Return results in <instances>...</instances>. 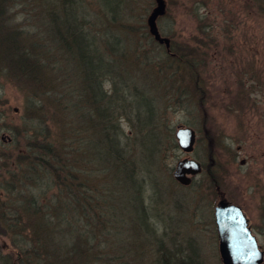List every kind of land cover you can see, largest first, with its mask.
Instances as JSON below:
<instances>
[{"label": "rangeland", "instance_id": "1", "mask_svg": "<svg viewBox=\"0 0 264 264\" xmlns=\"http://www.w3.org/2000/svg\"><path fill=\"white\" fill-rule=\"evenodd\" d=\"M165 1L158 28L201 61L200 90L150 34L155 0H0V39L40 68L23 70L0 43V199L31 196L28 155L60 168L40 173L34 214L7 210L0 264H224L220 194L264 250V0ZM78 32L104 69L81 64ZM183 126L196 133L191 151L175 137ZM192 157L202 170L184 184L174 171ZM39 216L59 224L37 242ZM59 217L74 218L73 241Z\"/></svg>", "mask_w": 264, "mask_h": 264}, {"label": "trees", "instance_id": "2", "mask_svg": "<svg viewBox=\"0 0 264 264\" xmlns=\"http://www.w3.org/2000/svg\"><path fill=\"white\" fill-rule=\"evenodd\" d=\"M260 12H264V8L263 7H258V10ZM154 38V37H153ZM66 41V40H65ZM89 38L85 37L84 33L83 34H75V42L77 44L76 47L73 48V50L80 55V60L82 61L81 64L84 65V63L86 62L88 68H89V72L90 73H94L96 72L98 69L102 70L104 69V60H102V58L98 55L97 52L90 54L89 50H91L90 48V42H89ZM156 42H158L157 40H155ZM0 43H4V47H6V51L9 53H12L14 56H17L18 59V63L19 66L24 68L23 70H30L33 73H37L38 71H40L39 68V62L35 61L34 59H30L28 58L27 55L23 54V55H18L16 53H18L16 51L17 47V42L15 40V38H5V37H1L0 39ZM7 44V45H6ZM158 44L161 47H165L164 45L160 44L158 42ZM8 45H10V47L8 48ZM185 48H179V49H175L172 46H170V49H167L165 47V51L167 53V56L165 57L164 61H171L172 60V64L175 63L177 64L179 67L178 69L181 72L182 75L187 74L188 79L190 78L191 82L194 84V86H196L199 90L200 88H202V86H200V80L198 78L199 75V67H200V60L197 59L193 54H190L191 52L185 51ZM99 57V58H97ZM99 59V61L97 59ZM171 64V63H169ZM91 66V67H90ZM185 77V76H184ZM197 84V85H196ZM151 119L149 118L147 123L150 121ZM156 135V134H155ZM153 133L148 134V138L149 136L154 137L155 136ZM34 150V149H33ZM29 158V163L26 164V173L22 174L21 178H25L27 177L28 180V188L29 190H31L30 192L32 193L31 196H25L24 198L22 197V199L19 200L18 204L14 203L15 201H2L0 199V222H2L4 225H8L9 222V218L7 217V210H11V212L15 213L19 208L18 206H22L26 209V211H28V214H34L35 211L33 210V208H39L40 206V200H39V195H36L34 190L35 188H39L42 185H39L42 183V181H39L38 177L40 175L41 172H49L51 174L53 173H58L60 168H58V166L54 165V163L52 162H48L46 159L42 158L39 154H30L28 155ZM27 159V158H26ZM72 159L68 156V154H63L62 157L60 158V162L62 161L63 166L66 167V163L68 164V161H71ZM63 168V167H62ZM62 170V169H61ZM28 197V198H27ZM72 200L70 199H67ZM9 201V200H8ZM68 201H64L63 202V207H64V211H62V214L66 213L68 215H71L74 213V211H69L72 210L73 205H70ZM69 205V206H68ZM67 207H69L67 209ZM57 210V209H56ZM55 213V212H53ZM53 213H49L53 214ZM52 216V215H51ZM18 218H23L22 214L17 216ZM63 218L66 217H59V219L62 221V223H68L67 227H73V222H74V218H67V220H63ZM38 220L36 223H34L37 228H36V233L35 235L39 238L34 237V240H36L37 242L40 241V238L45 241L46 239H49V237L51 236V234L46 233V238L43 237V231H48L47 228L50 225V222H53V224L58 225V219L56 218L53 221V217L47 218V216L42 217L39 216L37 217ZM49 224V225H48ZM11 227V226H10ZM42 228V229H41ZM45 228V229H44ZM6 229H9V227H7ZM10 230V229H9ZM11 231V230H10ZM34 232V228L33 231ZM16 233L12 232V236H14ZM9 236L11 237V234L9 233ZM49 236V237H48ZM54 236V235H53ZM50 242V241H49ZM27 243L24 244V246ZM24 247L21 246L19 247V250H22ZM25 252V249H24ZM183 264H190L189 262H183Z\"/></svg>", "mask_w": 264, "mask_h": 264}, {"label": "water", "instance_id": "3", "mask_svg": "<svg viewBox=\"0 0 264 264\" xmlns=\"http://www.w3.org/2000/svg\"><path fill=\"white\" fill-rule=\"evenodd\" d=\"M155 2L156 5L147 19L149 32L155 40L164 43L166 48L170 49L169 37L163 36L157 25V18L166 10V1L155 0ZM175 137L182 149L193 150L196 133L192 127H179ZM201 170L202 165L198 159L184 158L178 161L174 176L178 181L187 184L192 179L188 173L196 174ZM214 216L220 238L221 259L224 264H261L263 262L264 250L260 248L249 223L250 219L239 204L222 197L215 205Z\"/></svg>", "mask_w": 264, "mask_h": 264}, {"label": "bare ground", "instance_id": "4", "mask_svg": "<svg viewBox=\"0 0 264 264\" xmlns=\"http://www.w3.org/2000/svg\"><path fill=\"white\" fill-rule=\"evenodd\" d=\"M33 210L36 211L37 209H33ZM213 216H214V213H213ZM35 228H37V226H34V229ZM69 229H64V232H65L64 236L66 238V241H73L74 240V233H73L74 232V228L73 227H69ZM181 263L183 264V262H181Z\"/></svg>", "mask_w": 264, "mask_h": 264}, {"label": "flooded vegetation", "instance_id": "5", "mask_svg": "<svg viewBox=\"0 0 264 264\" xmlns=\"http://www.w3.org/2000/svg\"><path fill=\"white\" fill-rule=\"evenodd\" d=\"M162 45H164V44H162ZM218 197H226V196H224V195L220 194Z\"/></svg>", "mask_w": 264, "mask_h": 264}]
</instances>
